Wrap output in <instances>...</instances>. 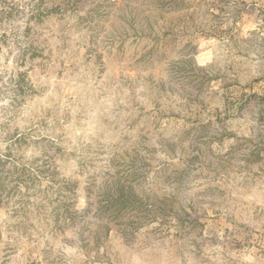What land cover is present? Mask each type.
<instances>
[{
  "label": "rangeland",
  "instance_id": "1",
  "mask_svg": "<svg viewBox=\"0 0 264 264\" xmlns=\"http://www.w3.org/2000/svg\"><path fill=\"white\" fill-rule=\"evenodd\" d=\"M0 264H264V0H0Z\"/></svg>",
  "mask_w": 264,
  "mask_h": 264
},
{
  "label": "trees",
  "instance_id": "2",
  "mask_svg": "<svg viewBox=\"0 0 264 264\" xmlns=\"http://www.w3.org/2000/svg\"><path fill=\"white\" fill-rule=\"evenodd\" d=\"M25 173H28V169L25 170ZM33 175V174H32ZM107 204L104 205L105 211L103 210H99L98 213H106L108 211L114 213V214H118V213H123L124 209H129L130 211L133 210H142L141 213H145L148 209V207L150 208V206H148L147 204L144 205H139L138 202H128V201H124L123 197H119V198H115L112 202H106ZM91 206V205H90ZM130 207V208H128ZM144 207H147V209H145ZM90 208V207H88ZM108 208V209H107ZM92 209H90L89 211H87L86 214H89V212H91ZM152 212V211H151ZM65 215H64V220L68 217L71 216L72 217V221L74 220L73 218L75 217V212L71 213L69 210L65 211ZM94 217L100 218L101 216L99 214H94ZM76 219V218H75ZM63 220V217L60 216V221ZM107 226V224H106Z\"/></svg>",
  "mask_w": 264,
  "mask_h": 264
}]
</instances>
